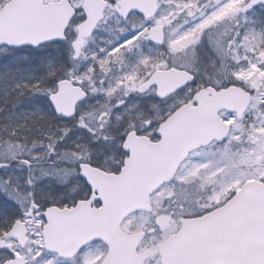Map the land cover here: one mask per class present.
Returning <instances> with one entry per match:
<instances>
[{
  "label": "snow or ice",
  "instance_id": "1",
  "mask_svg": "<svg viewBox=\"0 0 264 264\" xmlns=\"http://www.w3.org/2000/svg\"><path fill=\"white\" fill-rule=\"evenodd\" d=\"M0 264H264V0H0Z\"/></svg>",
  "mask_w": 264,
  "mask_h": 264
}]
</instances>
